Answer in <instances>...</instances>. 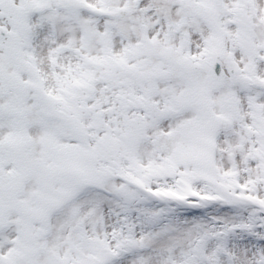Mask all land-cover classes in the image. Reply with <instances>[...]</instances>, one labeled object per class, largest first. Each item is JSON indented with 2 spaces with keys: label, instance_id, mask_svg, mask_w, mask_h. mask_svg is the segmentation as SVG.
<instances>
[{
  "label": "snow or ice",
  "instance_id": "obj_1",
  "mask_svg": "<svg viewBox=\"0 0 264 264\" xmlns=\"http://www.w3.org/2000/svg\"><path fill=\"white\" fill-rule=\"evenodd\" d=\"M0 264H264V0H0Z\"/></svg>",
  "mask_w": 264,
  "mask_h": 264
}]
</instances>
